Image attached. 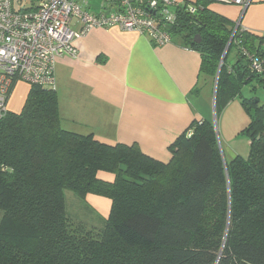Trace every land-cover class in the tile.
<instances>
[{"label": "trees", "instance_id": "obj_1", "mask_svg": "<svg viewBox=\"0 0 264 264\" xmlns=\"http://www.w3.org/2000/svg\"><path fill=\"white\" fill-rule=\"evenodd\" d=\"M211 2L197 0L194 13L180 7L171 32L200 52V75L218 74L216 118L240 99L250 118L240 131L248 156L227 160L206 118L170 145L168 162L137 144H106L65 128L56 88L32 84L21 111L0 121V264H264V104L242 92L256 91L264 75L241 51L264 56V35L235 30ZM233 47L238 58L229 64ZM68 190L112 200L99 230L70 214Z\"/></svg>", "mask_w": 264, "mask_h": 264}, {"label": "crops", "instance_id": "obj_2", "mask_svg": "<svg viewBox=\"0 0 264 264\" xmlns=\"http://www.w3.org/2000/svg\"><path fill=\"white\" fill-rule=\"evenodd\" d=\"M208 6L234 22L241 16L240 6L234 3L212 1ZM80 26L74 22L76 29ZM241 26L255 35H264V0L251 1L241 17ZM75 45L76 57L62 55L55 64L59 107L68 130L93 133L97 140L110 145L137 144L146 155L168 162L170 145L193 120L213 121L216 117L211 79L200 75L202 56L176 35L171 42L157 45L137 31L119 26L95 27L76 39ZM228 58L229 53L227 62L234 64L237 51L231 61ZM253 83L257 89L264 86ZM30 87L23 81L15 84L9 110L21 111ZM237 99L241 104L238 97L234 98L221 110V117L234 111L240 124L244 117ZM239 127L241 131L245 125ZM98 175L108 181L115 178L106 171ZM88 198L95 202V207L89 206L105 221L112 200L106 197L104 203L103 199ZM103 203L105 211L101 214L98 209ZM89 206L85 209L87 217Z\"/></svg>", "mask_w": 264, "mask_h": 264}, {"label": "built area", "instance_id": "obj_3", "mask_svg": "<svg viewBox=\"0 0 264 264\" xmlns=\"http://www.w3.org/2000/svg\"><path fill=\"white\" fill-rule=\"evenodd\" d=\"M92 1L0 0V121L9 110V98L18 81L56 88L57 58L76 57V39L92 28L119 26L163 45L172 41L173 34L166 25L173 27L178 9L183 7L191 13L198 9L197 0H99L100 9H95ZM210 1L240 6L236 30L252 0ZM74 22L81 24L79 29ZM241 51L253 70L264 75V56L246 47Z\"/></svg>", "mask_w": 264, "mask_h": 264}, {"label": "rangeland", "instance_id": "obj_4", "mask_svg": "<svg viewBox=\"0 0 264 264\" xmlns=\"http://www.w3.org/2000/svg\"><path fill=\"white\" fill-rule=\"evenodd\" d=\"M92 4L96 7L95 9H100L101 1L95 0V1H92ZM235 52H236V49L233 47L229 52L228 61H231ZM222 58H223V55H222ZM222 58H221V62H220L221 64L223 63V60H224V58L223 59ZM216 79H217V77L215 79L210 80L213 98H215V95H216V87H217ZM23 82H25V81H23ZM26 83H28V82H26ZM242 92L247 97H250L253 95L258 96L261 100V103L264 104V86L259 87L256 91L253 92L251 90L250 86L245 85L242 88ZM238 101L239 100L237 99L236 103H238V104H236V105H237L238 109H240L242 117H244V121H242L240 124H239L238 119L235 120V118L237 117V113L235 114L234 111H233V113H230V110H229V112L227 111L228 114H225L224 118L221 117V113H222L221 111L219 112L217 118L213 116L214 117L213 122L216 123L217 130H218V137L220 139V145H221V148H223V150H224V153H225L227 160H231V158L234 157V155L231 153L232 151L233 152L236 151L238 154H240L244 157H247L249 154V148H250L249 137L247 135L241 134L237 128H241L239 126H244V125L246 126L247 123L250 121V118H249L248 114L246 113V111L244 110V108L241 106L240 102H238ZM237 120H238V123H236ZM66 195H67L68 211L73 215V217L76 218V219L75 218L74 219L77 220V222L83 223L86 226L85 229H87V230L91 229L92 231H95V230L97 231L104 225V219H102L103 217H100L90 207V206L93 207L94 206L93 203H95V202L94 201L92 202L91 199H89L88 197H93V199H96V198L97 199H103L104 203H106V201H107L106 197L100 196V195L95 194V193H88L86 195V197L89 201L88 202V201H86V199L80 198L77 194H75L71 190L66 191ZM104 203L98 209L101 214H103V212L105 211V204ZM87 206H89L88 208L91 209V211L88 210V213H89L88 217L85 214V209L87 208ZM0 212L2 213L1 210H0ZM93 216H95V217H93Z\"/></svg>", "mask_w": 264, "mask_h": 264}, {"label": "water", "instance_id": "obj_5", "mask_svg": "<svg viewBox=\"0 0 264 264\" xmlns=\"http://www.w3.org/2000/svg\"><path fill=\"white\" fill-rule=\"evenodd\" d=\"M166 28L169 29V30H171V29H172V26H171V25H166ZM200 40H201L200 35H197V36H196V41H200ZM229 46H230V41H229V43H228V45H227V47H226V49H225V51H224L223 58L225 57V54H226V52H227ZM223 58H222V59H223ZM217 78H218V74H217ZM216 82H217V79H216ZM215 96H216V95H215ZM214 104H215V98H214Z\"/></svg>", "mask_w": 264, "mask_h": 264}]
</instances>
